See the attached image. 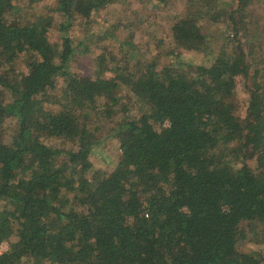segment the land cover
I'll list each match as a JSON object with an SVG mask.
<instances>
[{
    "label": "trees",
    "instance_id": "16d2710c",
    "mask_svg": "<svg viewBox=\"0 0 264 264\" xmlns=\"http://www.w3.org/2000/svg\"><path fill=\"white\" fill-rule=\"evenodd\" d=\"M117 1L0 0V264H264L263 0H185L164 52L105 27L76 70Z\"/></svg>",
    "mask_w": 264,
    "mask_h": 264
},
{
    "label": "rangeland",
    "instance_id": "374dc122",
    "mask_svg": "<svg viewBox=\"0 0 264 264\" xmlns=\"http://www.w3.org/2000/svg\"><path fill=\"white\" fill-rule=\"evenodd\" d=\"M23 1V0H22ZM28 3L30 2L33 4L32 7L36 8L39 11H44V12H49L50 9L48 5H53L55 0H25ZM178 2V3H177ZM157 3H160L159 0H151L148 3H137L134 2L133 0H121L117 2H112L110 4H107L104 6L100 12L95 15V19L93 22L90 24V29L94 30L96 33L93 35V40H89L88 38L90 37L88 34L84 33V26H80L75 30L76 34V40L75 43H77L80 40H87L90 44V51H77V59L74 61V68L80 72L83 73H91L93 69V60L95 55L98 53L97 51L100 50L99 44L96 41L98 39V35L100 34L99 32L107 27L108 29H112V31L118 32L119 36H124L126 34H129L131 29L130 27V22L134 19L137 21V26L134 30L135 32V40L141 45H146L147 47L149 46L148 43V32L149 30L150 33L153 34L152 29H156L158 31V34L164 36V44L158 46L155 44V42H151L152 46H157L154 51L156 50H161V51H166L168 49V45L165 44V41L168 42L171 39L172 35V20L174 18L175 14L182 13L184 10V4L185 0H180L176 1V3L171 4L170 6L164 5L162 2L160 3L161 6H157ZM251 12L253 14L254 19L256 20H261L263 23V28H264V0L262 2H257L251 5ZM119 22L121 23L119 25ZM207 25V29L211 30L212 32L215 33L212 37L214 40L216 38L218 39V34L223 30L221 26L212 24L209 18H205V22ZM151 27V28H150ZM115 28V29H114ZM264 33V29L262 34ZM111 35V34H110ZM108 36L106 38V42H108L112 45L111 49L117 50L118 49V44L119 42L115 39L113 36ZM130 35H134L131 34ZM56 33L51 32V38H55ZM134 37V36H133ZM85 38V39H83ZM264 38V36H263ZM157 43V42H156ZM254 46L257 49L256 53H254V58L255 60H263L264 59V39L262 44L258 42H254ZM261 47L263 49H261ZM188 57L190 60H203L206 56L199 54H193L190 53L188 54ZM168 59L167 55H162V60ZM264 62H260L259 65H263ZM63 83H61L59 86H61ZM60 88V87H59ZM242 95V93H241ZM128 105V104H127ZM127 106L125 105V108ZM127 111V109L125 110ZM109 147V148H108ZM116 147H117V142L114 139H111V142L109 145H107L105 149L107 152L105 154L109 153L111 157L107 160V163L109 164L108 166H112L114 163V158H117L116 156ZM96 164L97 163H105L103 158L98 159L96 158ZM253 246L261 247L264 249V244H253ZM8 249L9 248V243H2L1 249Z\"/></svg>",
    "mask_w": 264,
    "mask_h": 264
},
{
    "label": "built area",
    "instance_id": "2783aa9c",
    "mask_svg": "<svg viewBox=\"0 0 264 264\" xmlns=\"http://www.w3.org/2000/svg\"><path fill=\"white\" fill-rule=\"evenodd\" d=\"M7 241H4L2 243H6ZM2 243L0 244V250H4V249H1V246H2ZM7 249V248H6Z\"/></svg>",
    "mask_w": 264,
    "mask_h": 264
}]
</instances>
